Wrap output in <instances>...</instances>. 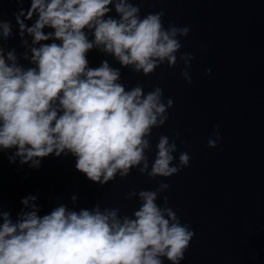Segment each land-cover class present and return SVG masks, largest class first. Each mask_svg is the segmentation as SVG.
<instances>
[{
  "label": "clouds",
  "instance_id": "1",
  "mask_svg": "<svg viewBox=\"0 0 264 264\" xmlns=\"http://www.w3.org/2000/svg\"><path fill=\"white\" fill-rule=\"evenodd\" d=\"M15 2L18 35L28 49L23 59L34 66L20 64L15 49L5 54L0 45V152L12 151L10 164L19 160L38 168L45 157L70 154L75 169L101 187L117 176L125 179L132 169L155 180L190 166L188 152L173 163L177 134L171 140L159 136L150 167L152 131L165 125L174 103L165 102L163 89L126 90L120 68L108 60L90 67L88 60L97 49L144 76L165 63L169 68L183 63L181 76L190 84L195 57L177 56L188 27L165 28L163 11L141 17L131 0H30L27 10L25 0ZM12 35V22L0 19V39ZM25 35L32 37L30 47ZM213 134L211 148L221 139L218 127ZM169 187L161 182L155 190L127 192L125 199L140 202L131 216L99 203L78 211L61 204L41 215L37 197L30 195L21 200L24 208L14 221L0 204V264H164L165 259L180 264L195 233L167 197L163 207L157 203ZM71 200L75 204L77 197Z\"/></svg>",
  "mask_w": 264,
  "mask_h": 264
},
{
  "label": "water",
  "instance_id": "2",
  "mask_svg": "<svg viewBox=\"0 0 264 264\" xmlns=\"http://www.w3.org/2000/svg\"><path fill=\"white\" fill-rule=\"evenodd\" d=\"M131 2L140 6L141 17L163 11L165 28H189L177 56L191 53L195 57L189 68L192 83L181 76L183 63L174 68L165 63L144 76L93 49L88 53L89 66L108 60L120 68L126 90L140 85L147 93L161 87L165 102L171 98L174 103L165 125L152 131V150L147 153L150 167L159 136L171 140L177 134L173 163H178L180 152H188L190 166L155 180L132 169L125 179L117 176L101 187L75 169V157L70 154L50 155L33 168L20 165L19 160L10 164L12 151L0 152L2 210L15 221L24 208L21 200L35 195L41 215L61 204L78 211L99 203L102 209L118 207L120 215L131 216L140 202L135 197L125 199V194L133 189L155 190L164 182L170 187L159 194L157 203L163 207L167 197L181 223L195 233L180 264H264V0ZM23 7L27 10L30 0ZM18 8L15 0H0V19L12 22L13 33L7 41L0 39V45L5 54L15 49L19 63L31 67L23 59L28 49L22 46L13 16ZM111 15L116 16L114 9ZM35 19L26 23L31 26ZM24 38L30 47L32 37ZM208 69L211 75L206 74ZM217 127L221 139L215 148L208 147ZM72 196L77 197L75 204ZM164 264L171 262L165 259Z\"/></svg>",
  "mask_w": 264,
  "mask_h": 264
}]
</instances>
